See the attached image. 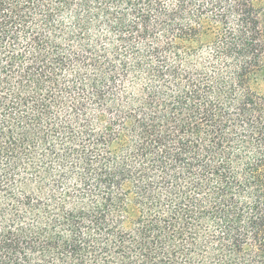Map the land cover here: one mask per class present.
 <instances>
[{
    "label": "trees",
    "instance_id": "16d2710c",
    "mask_svg": "<svg viewBox=\"0 0 264 264\" xmlns=\"http://www.w3.org/2000/svg\"><path fill=\"white\" fill-rule=\"evenodd\" d=\"M0 264H264V0H0Z\"/></svg>",
    "mask_w": 264,
    "mask_h": 264
}]
</instances>
